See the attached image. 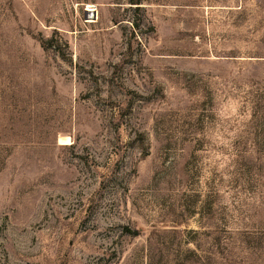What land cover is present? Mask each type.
<instances>
[{"label": "rangeland", "instance_id": "obj_1", "mask_svg": "<svg viewBox=\"0 0 264 264\" xmlns=\"http://www.w3.org/2000/svg\"><path fill=\"white\" fill-rule=\"evenodd\" d=\"M0 264H264V0H0Z\"/></svg>", "mask_w": 264, "mask_h": 264}, {"label": "trees", "instance_id": "obj_2", "mask_svg": "<svg viewBox=\"0 0 264 264\" xmlns=\"http://www.w3.org/2000/svg\"><path fill=\"white\" fill-rule=\"evenodd\" d=\"M143 1L144 0H130L131 4H133V5H141ZM137 233H138L137 231L133 232V235L137 236L138 235Z\"/></svg>", "mask_w": 264, "mask_h": 264}, {"label": "bare ground", "instance_id": "obj_3", "mask_svg": "<svg viewBox=\"0 0 264 264\" xmlns=\"http://www.w3.org/2000/svg\"><path fill=\"white\" fill-rule=\"evenodd\" d=\"M60 141H61V143H64V144H70L71 143L69 137H60Z\"/></svg>", "mask_w": 264, "mask_h": 264}, {"label": "water", "instance_id": "obj_4", "mask_svg": "<svg viewBox=\"0 0 264 264\" xmlns=\"http://www.w3.org/2000/svg\"><path fill=\"white\" fill-rule=\"evenodd\" d=\"M89 15H91L92 17L94 16L93 12H89Z\"/></svg>", "mask_w": 264, "mask_h": 264}]
</instances>
